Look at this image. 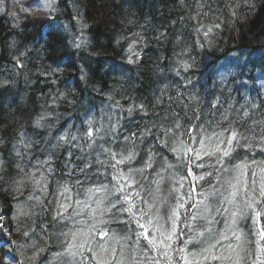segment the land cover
<instances>
[{
	"label": "trees",
	"instance_id": "obj_1",
	"mask_svg": "<svg viewBox=\"0 0 264 264\" xmlns=\"http://www.w3.org/2000/svg\"><path fill=\"white\" fill-rule=\"evenodd\" d=\"M176 121L199 126L179 137L193 149L187 156L161 143L174 145L165 130ZM199 128L213 137L208 150L231 130L246 138L223 159L228 171L216 157H195L202 150ZM129 152L131 161L117 163ZM238 164L247 165L242 179L248 191L241 187L228 204L220 193L228 195L226 181L239 175ZM189 170L205 179L195 180ZM262 170L264 0H0V264H96L86 249H80L83 260L67 254L69 245L82 241L79 230L91 218L84 203L91 202L88 190L106 185L116 200L119 176L129 172L136 185L124 192H140L143 200L133 196L137 206L147 211L150 202L165 219L172 190L195 188L191 203L186 197L179 210L171 264H184L181 249L200 259L207 242H215L205 232L199 243L197 233L207 227L213 234L228 232L218 255H229L230 243L241 264H260L264 215L257 218L247 202L255 195V209L264 212L258 196ZM212 185L217 194L205 201L212 208L205 215L214 221L208 224L196 202L199 193L213 192ZM119 215L102 226L119 238L113 240L119 255L139 264H154L153 258L169 264L137 236L143 230L132 216ZM97 241L93 237L88 245L94 251Z\"/></svg>",
	"mask_w": 264,
	"mask_h": 264
},
{
	"label": "snow or ice",
	"instance_id": "obj_2",
	"mask_svg": "<svg viewBox=\"0 0 264 264\" xmlns=\"http://www.w3.org/2000/svg\"><path fill=\"white\" fill-rule=\"evenodd\" d=\"M48 5H46L47 7ZM214 27H219V25H214ZM211 29H209L210 31ZM77 47L80 45L77 44ZM131 51V49H129ZM131 111V109H129ZM245 116H248V112L244 113ZM223 118L225 120L228 119V112L227 110L224 113ZM91 123V122H89ZM37 124H39V121H37ZM199 126H192L189 125V127L184 128L183 125L176 121L174 123V126L172 128H168L165 130L167 133H172V135L175 137L174 145H170L167 140H162L161 143L164 147H168L170 151L177 154V156H187L188 153L192 152L193 149L188 147V145L181 139H179L182 135H190L193 132H196ZM183 129V131H180ZM199 131L202 134V139H200L198 142L202 145L201 151H196L195 157L197 159L203 160L204 156H208L209 158L216 157V162L220 166V168L224 169L225 171H228V169L225 167V164L222 162L224 158H230L232 155V152L235 150L236 147H240L239 144L240 139H246L242 137L236 130H231L230 135L226 138L224 143H221L219 140L216 141V143L213 145L212 150H208V144L206 141H211L213 139L212 136H204V130L203 128H199ZM219 135H223L222 133ZM88 136L91 137L92 133L89 132ZM61 139H64L62 137ZM122 159L118 160L117 163H123L125 160L131 161L133 158V153L129 152L126 156L121 154ZM113 158L115 159V154L113 155ZM192 158H188V163H191ZM168 167H172V165H168ZM196 167L201 168L204 167L203 164H197ZM247 167L246 164L241 165H235L236 170L238 171L239 175L233 177V179H229L226 181V183L229 186V193L227 196H223V193H220V196L223 197L224 202L228 204H234L236 197L238 196V192L241 187L244 188L245 193L247 194L248 186L247 181L243 180L242 177L245 175L243 172V168ZM264 172V170H262ZM188 175H192L195 180L203 181L205 179L204 175H196L195 173L188 171ZM207 175L211 176L212 173H207ZM33 179H35V176L33 174ZM43 179V177H41ZM235 181V183L233 182ZM122 181V183H121ZM220 181L217 180V183ZM36 183L39 184L40 180H36ZM178 184L182 183V179L177 181ZM253 183H255L253 181ZM209 184H211V181H209ZM136 181L135 178L131 175L129 172L126 176L121 173L119 176V180L117 181V187L113 194L116 195V200H111L108 196V189L106 185H101L98 188L89 189V200L95 203V207H91L90 204H88L87 201L84 203L89 208V215L91 217V224L88 226L87 230H79L80 235L83 237L82 241L80 243H73L72 245L68 246L67 254L72 256L73 258L80 255L83 260V254L81 253L80 249H86L88 252L93 253L94 258L96 259V264H112V260H115L116 255V249L110 248L108 246L109 241L115 240L117 243H119V238H117L115 233H110L108 229L105 227H100L99 225H104L107 223V221L104 219L105 214H111L115 216V213L112 212V209H116L117 212H125L128 215L132 216L137 225L143 230L140 233H137L138 237H142L146 242L147 245L157 251L161 252L162 255L169 261V264H171L172 257L169 256L167 249L170 248L169 241H172L173 236L177 234V219L181 215L180 209L185 208L186 205L184 203L185 198H189V202L191 203L192 198V192L195 191V188L190 186V189L188 192L181 193V190L179 188H174L172 192L170 193L172 195V198L174 200L173 205H170L165 213V217H162L159 212H152V209L155 208V205L148 202V210L146 211L144 207H138L135 200L133 199V196H139L141 200H143V196L140 192L136 191L133 193V196H130L128 193L124 192V188H135ZM213 192L209 193L208 195H205L203 192L199 193V195L202 197L199 201L196 202L197 204V212H200V206H203V213L202 218L208 220V224L214 223L213 220L209 219L207 215L208 213L212 212V208L205 203L209 199V196H215L217 194L215 185H212ZM67 191V189H65ZM159 189H157V192ZM253 193L255 194L257 192V189H252ZM97 193H104L102 196H97ZM118 193H123V196L121 198ZM258 196L260 198V202L264 203V175H261L259 188H258ZM155 198V197H154ZM253 202H247V206L249 208H253V210L256 213V217L259 218L261 215H264V212L258 211L255 209V195L252 198ZM107 202V203H106ZM118 205H120L118 207ZM62 207H67V205H61ZM137 213H139V216H137ZM80 213H77L79 215ZM217 214H219L217 212ZM233 216L237 215V212L232 213ZM62 215V214H61ZM148 217L146 222L145 217ZM191 220H196L197 215L193 214L190 217ZM160 220H164V223H160ZM168 221H171L170 228L167 226ZM235 223V221H233ZM157 232L159 233V237L153 238L152 233ZM205 232L208 233L210 237L215 242H212L209 240L207 242V247H203L202 251L199 252L200 259H196L197 254L196 253H190V254H184L185 250L181 249V260H183L184 264H201V261H203V264H208L209 261H217V262H223L225 260L231 261V264H241V257L238 251L236 249L232 248L231 244L229 243L228 248L230 249L229 255L225 256L223 253H220L219 255L216 253L215 249L217 245L221 244L225 240H229L228 232H220L218 234H213L212 228L207 227L205 231H201L197 233V236L201 238L199 243L203 244ZM258 235L261 237L262 240H264V227H261L258 229ZM233 236H235L236 239H239V236H236L233 232ZM93 237H98L97 241V247L98 251H94L91 247L88 245L92 242ZM76 233H73V239L75 241ZM192 241H187L186 243H191ZM264 252V249L261 250ZM234 254V255H233ZM105 255H111L112 260H106L103 259ZM189 255H191V259H189ZM154 264H158V261L156 258H153ZM82 264V262H81ZM118 264H139L135 258L132 260H128L127 258L123 257L119 260ZM260 264H264V261H261Z\"/></svg>",
	"mask_w": 264,
	"mask_h": 264
},
{
	"label": "rangeland",
	"instance_id": "obj_3",
	"mask_svg": "<svg viewBox=\"0 0 264 264\" xmlns=\"http://www.w3.org/2000/svg\"><path fill=\"white\" fill-rule=\"evenodd\" d=\"M125 189V188H124ZM126 189H128L127 191H133L134 189L133 188H128V187H126ZM130 194H131V192H130ZM107 203V202H106ZM90 205H91V207H95V203L94 202H90L89 203ZM119 206V205H118ZM114 209H112V212L113 213H115L114 211H113ZM119 212H117V213H115V216H113V215H111V214H105L104 215V219L107 221V223H115L114 221H116L115 219H118L119 218ZM91 218L90 219H88V221L86 222V224H85V226L83 227V230H87V228H88V226L91 224ZM100 227H102L103 225H99ZM173 237H175V236H173ZM8 238H11V236L10 237H8ZM173 239H172V241H169L168 243L170 244V248H168L167 249V251H169L170 249L172 250V247H173ZM108 243V246L110 247V248H115V242L114 241H109V242H107ZM235 245L236 246H240L239 244H238V242H235ZM236 251H238V250H236ZM239 252V251H238ZM119 254L116 252V255H115V260H114V264H118V262H119V260L122 258V253H120V255L118 256ZM123 257H125V258H127L128 259V256L127 255H125L124 254V256ZM103 259H106V260H112V257H111V255H105L104 257H103ZM177 264V263H176Z\"/></svg>",
	"mask_w": 264,
	"mask_h": 264
}]
</instances>
